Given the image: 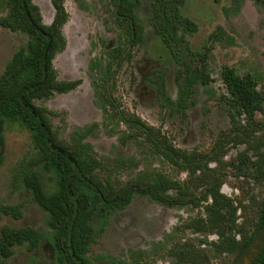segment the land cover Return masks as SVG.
<instances>
[{
    "label": "rangeland",
    "instance_id": "374dc122",
    "mask_svg": "<svg viewBox=\"0 0 264 264\" xmlns=\"http://www.w3.org/2000/svg\"><path fill=\"white\" fill-rule=\"evenodd\" d=\"M33 2L39 7L43 22L49 24L54 14L51 0ZM64 7L68 14L62 29L66 46L54 56L53 65L59 79L81 82L69 92L39 100L38 104L57 113L53 124L65 137L76 127L98 123L86 140L105 164L104 174L114 183L124 185L143 171L163 173L179 183L188 196L195 197V203L167 207L135 195L124 209L109 216L91 244L90 257L111 256L121 259L123 264H174L170 250L177 241L208 249L199 241H213L215 234L205 235L183 225L203 215V206L212 200L211 196L202 200L208 185H220L219 192L237 207L236 221L249 232L264 198V113H257L254 122H247L243 116L232 120L221 96L225 92L221 69L228 65L239 75L251 74L257 88L264 92V2L185 1L182 13L197 25V31L188 37L189 46L201 50L206 44L209 48L205 58L209 82L195 86L191 96L194 103L183 113L162 107L158 93L154 97L163 78L167 95L175 99L182 67L153 31L150 1L141 0L136 7L143 37L128 46L127 56L113 71L108 94L118 110L139 117L161 141L197 159L183 170L158 154L146 137L119 121L110 106L104 110L100 99L94 96L89 62L106 49L102 40L115 44L122 36L111 0H64ZM219 28L224 37L211 42L209 35ZM25 39L22 33L0 28V74ZM31 149L26 130L6 126L0 164V204H20L22 215L14 218L1 213L0 227L31 226L46 235L45 212L15 176L17 163ZM193 167L196 170L191 171ZM41 180L47 188L53 186L49 175L42 174ZM51 255V247L44 239L33 252L25 247L16 248L8 264H52ZM230 260V256L219 258L208 253V260L198 264H230Z\"/></svg>",
    "mask_w": 264,
    "mask_h": 264
},
{
    "label": "trees",
    "instance_id": "16d2710c",
    "mask_svg": "<svg viewBox=\"0 0 264 264\" xmlns=\"http://www.w3.org/2000/svg\"><path fill=\"white\" fill-rule=\"evenodd\" d=\"M140 1L111 0L122 36L118 37L115 44L102 40L106 50L99 58L89 62L94 96L100 99L104 110L110 106L119 121L132 127L137 135L146 137L158 154L183 170L196 163L197 159L161 141L139 117L118 110L108 94L113 71L127 56L128 46L142 40L143 27L136 13ZM149 1L153 31L168 48L173 60L182 67L179 75L181 84L175 99L167 95L163 78L156 90L162 107L183 113L194 103L191 96L195 86L209 82L205 60L209 48L205 44L201 50H194L188 44V37L197 31V25L182 13L186 0ZM232 1L237 3L239 0ZM51 3L53 18L49 24H45L33 0H0V28L22 33L26 37L0 74V164L3 161L2 145L6 126L16 125L26 130L32 149L17 163L15 176L45 212L48 228V233L44 235L31 226L2 225L0 264H8L18 247H25L32 252L37 250L44 239L51 247L52 264H97L103 261L106 264H123L124 261L111 256L98 255L93 259L89 255L95 236L102 232L111 214L124 209L135 195L146 196L167 207H181L189 201L195 203V197L188 196L179 183L163 173L143 171L124 185L111 181L110 176L104 174L105 164L99 159L91 142L86 140L98 123L76 127L67 137L55 128L52 118L57 113L38 104V101L67 93L81 81L59 79L53 65L54 56L66 46L62 29L68 14L64 0H51ZM223 37L224 31L219 28L208 39L213 42ZM221 79L225 86L221 96L232 120L236 116H243L247 122H254L257 113H264V92L257 88V82L251 74L239 75L233 67L224 65ZM194 170L196 168L191 169ZM42 174L49 175L53 180L51 188L43 184ZM219 187L218 184L206 186L202 200L211 196V202L203 206V215L183 224L184 228H192L195 232L205 235L213 233L216 239L199 241L208 249H197L191 243L177 241L170 250V255L175 259L174 264L202 263L208 260V253L219 258L230 256L231 264L264 225V198L257 220L251 230L246 232L243 224L236 221L237 207L219 192ZM170 191H174V194ZM20 206L0 204V215L3 213L19 218L22 215ZM252 264H264V249Z\"/></svg>",
    "mask_w": 264,
    "mask_h": 264
},
{
    "label": "water",
    "instance_id": "95a60500",
    "mask_svg": "<svg viewBox=\"0 0 264 264\" xmlns=\"http://www.w3.org/2000/svg\"><path fill=\"white\" fill-rule=\"evenodd\" d=\"M264 249V225L231 264H252Z\"/></svg>",
    "mask_w": 264,
    "mask_h": 264
},
{
    "label": "flooded vegetation",
    "instance_id": "af4514ba",
    "mask_svg": "<svg viewBox=\"0 0 264 264\" xmlns=\"http://www.w3.org/2000/svg\"><path fill=\"white\" fill-rule=\"evenodd\" d=\"M104 47L106 48L105 45H104ZM105 50H106V49H105ZM105 50H104V51H105ZM103 53H104V52H103ZM102 55H103V54H102ZM141 83H143V81H141ZM145 85H146V84H145ZM147 86H148V85H146V87H147ZM156 91H157V90H156ZM157 93H158V92H155V95H154L155 98H156V96H157ZM132 199H133V198H132ZM130 202H131V201H130Z\"/></svg>",
    "mask_w": 264,
    "mask_h": 264
}]
</instances>
